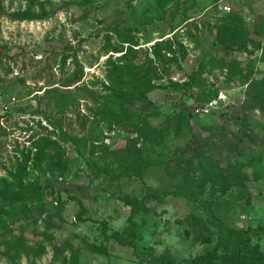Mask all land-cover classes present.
<instances>
[{"label": "rangeland", "instance_id": "1", "mask_svg": "<svg viewBox=\"0 0 264 264\" xmlns=\"http://www.w3.org/2000/svg\"><path fill=\"white\" fill-rule=\"evenodd\" d=\"M231 17L244 30L229 44ZM130 50L157 89L152 107L119 100L158 138L100 116ZM189 82L223 96L216 111L171 91ZM0 95L15 99L0 121V264L264 253V0H0ZM221 225L250 241L222 242Z\"/></svg>", "mask_w": 264, "mask_h": 264}, {"label": "trees", "instance_id": "2", "mask_svg": "<svg viewBox=\"0 0 264 264\" xmlns=\"http://www.w3.org/2000/svg\"><path fill=\"white\" fill-rule=\"evenodd\" d=\"M219 35H222L224 38V41H228L229 44H232L238 40H240V35L242 34V30H244V25L242 21L237 17H231L227 19V23L223 25L220 29H218ZM138 34V33H136ZM160 42H157L158 44ZM161 46V45H159ZM123 45L117 46L118 49H122ZM170 51V49H168ZM111 52V51H110ZM132 53L130 55L129 60H125L123 64V60L120 63L122 66H116L114 63L111 64L112 71L110 72V87L111 89L109 90V96L103 100L104 104L102 105L103 109L105 112H101L100 116L105 118L106 121L111 123H133L135 124L136 127H143L145 128L144 131H146V136H154L155 138H158L159 132L153 131V127L148 126V122L146 120H142L140 115L130 113L128 110L124 109V102H121L120 100H124V98H129L131 102H133L136 98L139 99V102L142 104H145L147 106L152 107V103L148 100V95L154 91L155 87L150 86V82H147V79H145L146 82H142L138 79L140 73V70L138 69V66L133 63V60L135 57L133 56L134 52L130 50ZM136 60V59H135ZM80 78H77L75 84H79ZM80 86V85H79ZM172 89L171 91L176 94H180L182 96H189V97H195L199 102H202L203 104H207L211 101L216 100L217 96L214 95L211 92H202L201 89L204 88V85L198 87L200 91L197 93V95H191L192 89H194L193 83H185L184 85H178L175 83H171ZM120 99V100H119ZM182 122H185V125L187 126V129L189 131V134L192 135V129L191 126L189 125L186 120H182ZM143 131H139V134H141ZM203 159H200L199 163H202ZM173 162L171 159L168 163ZM192 163V158L188 157L187 159V165L188 168L190 169H195V167L191 164ZM200 166V165H198ZM201 167V166H200ZM232 169V172L230 174L232 175L235 171L236 168L233 166L229 167V170ZM228 170V174H229ZM215 174V169L210 170L208 172V175ZM243 176L240 175V172L238 171L237 177L238 178ZM228 182H231L229 180ZM187 183L190 184V181L187 180ZM0 197L3 202H5V195L0 191ZM70 201H75L80 207L81 213H85V208L82 204V202L74 197L69 198ZM14 201L10 202L6 200V205L12 204ZM103 228H106V224H103ZM219 238L222 242L228 243L229 245L232 244H241L244 242H249L250 238L248 235L247 230H231L223 225L219 227ZM109 238L116 240L121 245L128 246L124 241H122L121 236L119 234L113 233L109 236ZM235 259H240L243 264H264V253H257V254H245V253H238L234 255L233 257H225V256H219L217 253H209L204 256L197 257L191 264H215L220 261H226V260H235ZM166 264H170V261H167Z\"/></svg>", "mask_w": 264, "mask_h": 264}, {"label": "built area", "instance_id": "3", "mask_svg": "<svg viewBox=\"0 0 264 264\" xmlns=\"http://www.w3.org/2000/svg\"><path fill=\"white\" fill-rule=\"evenodd\" d=\"M225 12H229L230 9L229 8H224ZM223 96L222 95H218L216 100L211 101L207 104L202 105L199 109L198 112L201 115H207L210 112L216 111L218 108V105L223 102ZM13 104H15V99H11V100H7L5 101V99L0 95V121H3L6 116L9 114L11 106H13Z\"/></svg>", "mask_w": 264, "mask_h": 264}]
</instances>
